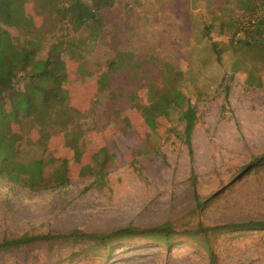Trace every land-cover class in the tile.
Listing matches in <instances>:
<instances>
[{
	"label": "rangeland",
	"instance_id": "rangeland-1",
	"mask_svg": "<svg viewBox=\"0 0 264 264\" xmlns=\"http://www.w3.org/2000/svg\"><path fill=\"white\" fill-rule=\"evenodd\" d=\"M40 1L46 0H16V11L31 20L33 34L5 26L1 32L15 46L31 44L43 53L55 47L67 66L64 88L72 106L85 116L66 132L40 141L46 159L67 162L64 188L6 194L0 183V237L74 230L109 233L128 224L150 228L168 221L184 223L192 219L194 193L203 200L216 197L201 214L209 224L264 220V167L246 170L264 154V70L254 62L253 53L242 57L238 72L233 71L234 59L228 54L216 64L204 53H193L187 66L185 46L191 36L185 12L194 0H116L106 17L105 44L85 53L84 66L98 74L82 80L74 58L81 37L52 14L37 15ZM158 2L163 9L158 19L162 28L166 25L162 32L171 31L165 55L184 73L181 89L196 113L189 148L179 116L169 114L156 95L168 86L159 80V64L135 78L127 70L109 72L104 67L114 50L127 45L128 50L136 49L137 60L148 53L138 43L140 36L134 35L139 15ZM106 73L111 76L108 90L98 81ZM259 82L261 86L256 85ZM139 108L148 115H141ZM35 140L38 137L29 138ZM100 147L107 149L110 166L105 186L95 189L88 167L90 156ZM32 155L37 157L36 152ZM230 236L212 238L219 264H264V234ZM23 254L1 257L0 264H22ZM104 264H208V259L194 243L175 236L168 248L150 242L116 245Z\"/></svg>",
	"mask_w": 264,
	"mask_h": 264
},
{
	"label": "trees",
	"instance_id": "trees-1",
	"mask_svg": "<svg viewBox=\"0 0 264 264\" xmlns=\"http://www.w3.org/2000/svg\"><path fill=\"white\" fill-rule=\"evenodd\" d=\"M115 7L116 0H46L38 4L37 15L50 13L54 20L66 28L70 27L81 37L74 58L78 65L77 76L82 80L98 74L84 66L85 53L87 49L105 44L106 17ZM162 10L158 2L139 15V26L134 36H140L138 43L143 44L141 49H148L143 59L137 60L136 49L128 50L127 45L114 50L116 52L104 61V67L109 72L127 70L135 78L146 73L148 67L154 69L159 64V80L168 86L161 88L156 95L168 106L169 114L179 116V121L183 123L184 143L189 148L196 113L181 89L184 73L165 55L171 31L168 34L162 32L166 29V25L162 28L158 19ZM185 13L191 36V42L185 46L187 66L191 65L195 53L210 56L216 64H221L222 57L228 54L234 59L233 71L238 72L242 57L253 53L254 62L260 65V70H264V0H194ZM1 26L25 35L35 32L31 20L16 11V0H0V183L4 184L6 194L16 190L31 194L61 190L66 185L62 175L67 162L46 159L40 150L43 146L40 141L53 133L66 132L71 124H78L85 116L72 106L64 88L67 81L66 62L54 50L55 47L43 53L41 48L31 44H11L1 32ZM150 38L152 43L147 40ZM110 78L107 73L98 77V81L104 83V90L111 87ZM256 85L261 86V83ZM138 111L141 115H148L142 108ZM76 133L81 134L82 131L77 130ZM33 136L38 137V141L30 142L29 138ZM34 152L37 157L32 155ZM109 166L110 156L105 147H100L90 156L88 174L95 189L105 186ZM261 167H264V154L255 158L246 170ZM215 198L212 196L203 200L194 193L192 219L184 223L168 221L150 228L128 224L109 233L79 230L69 233H3L0 237V258L22 252V264H74L80 260L104 264L116 245L150 242L168 248L175 236H179L204 252L208 264H219L212 245L213 237L221 234L231 235V238L253 234L262 237L264 220L209 224L201 214ZM36 251L42 255L34 257Z\"/></svg>",
	"mask_w": 264,
	"mask_h": 264
}]
</instances>
